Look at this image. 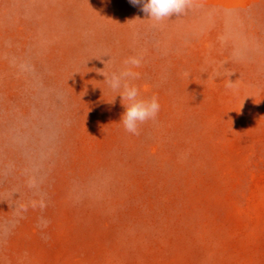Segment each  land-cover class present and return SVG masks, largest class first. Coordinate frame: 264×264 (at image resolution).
I'll return each instance as SVG.
<instances>
[{"label": "rangeland", "instance_id": "obj_1", "mask_svg": "<svg viewBox=\"0 0 264 264\" xmlns=\"http://www.w3.org/2000/svg\"><path fill=\"white\" fill-rule=\"evenodd\" d=\"M0 264H264V0H0Z\"/></svg>", "mask_w": 264, "mask_h": 264}, {"label": "clouds", "instance_id": "obj_2", "mask_svg": "<svg viewBox=\"0 0 264 264\" xmlns=\"http://www.w3.org/2000/svg\"><path fill=\"white\" fill-rule=\"evenodd\" d=\"M129 2L134 6L139 5L140 10L157 24L172 16L185 14L193 4V0H129ZM124 63L130 67L111 73H106L103 70L98 71L105 77L104 82L109 89L121 98L125 111L120 122L124 130L127 133L139 135L141 125L157 119L161 105L156 95L151 97L141 96L140 89L132 82L138 78L139 74L133 72L131 68L139 67L141 59L130 57ZM225 87L234 89L235 82L228 79Z\"/></svg>", "mask_w": 264, "mask_h": 264}]
</instances>
